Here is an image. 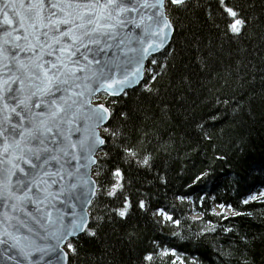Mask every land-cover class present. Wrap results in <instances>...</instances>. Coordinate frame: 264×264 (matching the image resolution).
<instances>
[{"label":"snow or ice","instance_id":"obj_1","mask_svg":"<svg viewBox=\"0 0 264 264\" xmlns=\"http://www.w3.org/2000/svg\"><path fill=\"white\" fill-rule=\"evenodd\" d=\"M185 161L264 203V0H0V264H264L158 205Z\"/></svg>","mask_w":264,"mask_h":264},{"label":"trees","instance_id":"obj_2","mask_svg":"<svg viewBox=\"0 0 264 264\" xmlns=\"http://www.w3.org/2000/svg\"><path fill=\"white\" fill-rule=\"evenodd\" d=\"M186 165V161L184 163H177L175 170L170 173L171 187L169 189L158 190L156 202L160 207L173 212L177 217L183 216L188 218L187 224L191 225L193 230H197L201 225L193 223L194 219L202 217L205 221L211 220L215 223L218 217L213 214L215 211L213 206H216L220 212L221 209L218 207L220 203H231L241 211L252 212L253 217H256V219L244 217L242 221L240 218H236L235 223L250 224L252 231L261 229L260 218L264 217V203L250 201L249 205L240 204V199L247 194V189L239 188L237 191H234L238 186L234 183L233 176L230 174L232 169L227 165H222L209 178L188 187L187 185L192 183L188 179L191 173L181 171ZM187 166L190 167V165ZM262 187L264 185L257 184L256 187H251V190L259 191ZM181 195L189 198L183 204L177 199ZM228 214L232 215V209H229ZM220 223L226 222L220 221ZM175 243L176 245H180L179 241Z\"/></svg>","mask_w":264,"mask_h":264},{"label":"rangeland","instance_id":"obj_3","mask_svg":"<svg viewBox=\"0 0 264 264\" xmlns=\"http://www.w3.org/2000/svg\"><path fill=\"white\" fill-rule=\"evenodd\" d=\"M213 208H214V209H215V211L217 212V209H218V208H216V206H214Z\"/></svg>","mask_w":264,"mask_h":264}]
</instances>
